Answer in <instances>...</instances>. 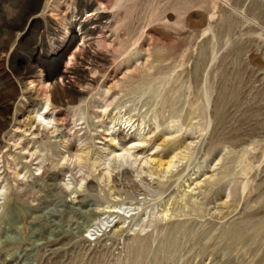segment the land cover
I'll use <instances>...</instances> for the list:
<instances>
[{
  "label": "rangeland",
  "instance_id": "rangeland-1",
  "mask_svg": "<svg viewBox=\"0 0 264 264\" xmlns=\"http://www.w3.org/2000/svg\"><path fill=\"white\" fill-rule=\"evenodd\" d=\"M186 47L184 73L168 82L166 59ZM202 69L215 89L207 113L187 103ZM42 113L51 124L37 122ZM119 114L132 123L114 135ZM253 145L252 169L234 174ZM121 147L127 160L106 157ZM79 153L86 166L108 158L110 181L102 167L80 171ZM174 154L184 159L164 175ZM263 193L264 0H0V264L116 256L123 238L187 219L194 237L175 264H264V228L238 221L246 197ZM120 223L134 233L112 238Z\"/></svg>",
  "mask_w": 264,
  "mask_h": 264
},
{
  "label": "bare ground",
  "instance_id": "bare-ground-1",
  "mask_svg": "<svg viewBox=\"0 0 264 264\" xmlns=\"http://www.w3.org/2000/svg\"><path fill=\"white\" fill-rule=\"evenodd\" d=\"M210 45L213 47L216 45L214 32H212V34H211V39L209 41L208 46H210ZM188 47H186L185 49H182L180 51H176L175 53L171 54V56H169L166 59V60H171L170 70L168 71L169 76L166 77L168 82H177L179 77L184 73L182 71L178 72L177 69L182 67L185 64V62L187 61L188 53L191 52V51H189L190 48H188ZM211 80H212V74L209 73L207 69H202V76L200 77V79L198 81L195 80V83H196L195 84V92L192 94V96H190V98L187 101L188 106L190 108L193 107V105L202 104V106L206 110V113L209 112V102H210L211 94L215 90L213 85H212ZM189 87H190L189 83H186L184 88H185V90H188ZM44 98H45L44 107H41V109L46 111L48 106H49L48 105L49 100H48L47 96H45ZM218 100H219V98H218ZM172 105H173V103H172ZM168 108H169V106H168ZM159 113H160V111H159ZM197 116L198 117L200 116L199 111L197 112ZM36 118H37V116H36ZM36 118H35V121H36ZM132 118H133V116L130 114H128L126 116H125V114L124 115L119 114V115L115 116L111 120V123L113 124V128L111 130L114 132V135L120 129L121 126L130 125L132 123ZM209 118H210V116H206V121L209 120ZM52 121H53V119L51 116L47 117L43 113L39 114L38 120H37V122H39L41 125H45V126L51 124ZM142 124L139 125L140 129H142L141 128ZM137 126H138V124H137ZM200 127L201 126H198V128H200ZM211 127L212 126H210V124L208 122L207 129L209 130ZM140 129H139V132L141 131ZM110 141L112 144L114 143V145L115 144L118 145V141H117L116 136L111 137ZM210 141H211V139H210ZM138 143H140V142H138ZM133 147H134V145H133ZM256 147H257L256 145H253V146H250V150H247L244 148L241 150L239 159L237 160V162H236L237 164L235 166V167H238V170L236 172L234 171L233 172L234 174L247 175L249 173V171L252 169V163L253 162H251V161L253 158H255V157L251 156V152L256 150L255 149ZM130 148H132V147H130ZM120 150L122 151L121 154L115 155L112 152L111 155L107 154L106 157H109V156L114 157L115 160H118L119 162H120V160H127V158L130 157V155H129L130 149H127L125 147L124 148L121 147ZM81 155L82 154H80V153L77 156L75 155V158L73 161L80 171H82L83 169L86 168V171H87L86 173H87V175H89L90 173L97 170L99 167H102L101 171H100V179L105 183H108L110 181L111 173H112V171H114V169H116V166L114 168L111 167L110 161L108 158H105V159L95 158L90 163H88V165L86 166L84 164L85 158H83ZM131 157H132V155H131ZM180 159H184L183 155L174 154L171 159H168L167 162L165 161L166 167L164 166L165 167V173L163 172V174L167 175L168 172H170L169 170H171V168L175 167L176 164H178L180 162ZM63 160H66V158H63ZM147 163H148V161H147ZM116 164H117V162H116ZM162 165H164V164L160 163L159 167H162ZM40 168L41 167H38L36 169V171H39ZM159 169H161V168H159ZM141 172H144V171H142V169H141ZM159 172H158V174H160ZM147 173H149L148 176H152V173L150 171ZM124 175H125L124 178L127 179L126 174H124ZM16 176H18L17 173H16ZM82 180H84V179H82ZM253 183H255L254 180L252 178H249L248 180H246V182L243 186L244 191H246V193H249V195H250V192H252L253 190H257V188H258V186L254 185ZM149 191L154 192V193L159 192V190H157L156 187L151 188V190H149ZM186 193L187 192H184L181 195V199L185 198ZM128 195H129L128 198L130 200H132L133 195L132 194H128ZM230 195H231V193H230L229 188H228V191H227L225 197L226 198L230 197ZM158 196H159V194H158ZM179 198H180V196H179ZM246 198L247 199L242 204L241 210H239L240 218L238 219V221L239 222H245L247 224V226L245 227V230L254 229L255 227H257L259 230L263 229L264 228V217H260V215H262L261 212L263 213V211L262 210L261 211H250V204L252 202L264 204V193L258 197L256 202L254 200L250 199V197H246ZM183 201H184V199H183ZM190 204L193 205L192 211L198 210V209L194 208L193 196L190 197ZM188 205H189V203H188ZM136 206H137V204H136ZM184 206H187V203H185ZM119 207H120V205L114 206L112 209H117V208L119 209ZM125 212H127V211H125ZM168 212L169 211L167 209H163L162 218L167 219L168 218L167 217ZM71 213H69V214L71 215ZM128 213L129 212H127L126 214H128ZM177 213H179V210ZM69 218H70V216H69ZM71 218H72V216H71ZM70 220H72V219H70ZM235 226H238V225L234 224L232 226V231L236 229ZM152 231H153L152 233H150L149 235H146L145 237H140L139 235L133 234L135 236H132L130 238H123V242L126 241L127 243L125 242V245L122 247L123 250L119 251L116 256L111 253V250L109 248L104 249L102 251H97V252L92 251V252H90L89 255H87L88 250H86L85 252H83V254L82 253L79 254L78 252H76L73 256L66 257L65 259H64L65 255H63L62 260L59 262V264H80L83 261L84 257L89 258V256H93V259L88 264H139V263H143V264H175L176 260H178V258L182 256V252L187 250V246L189 243L188 241L194 237L193 226L188 224V219L176 221L175 226H173V227L165 228V227L161 226V227H156ZM128 232L134 233V229L132 228V225L126 229H123L122 223H120L117 226H114V228L110 232V234L112 235V238H114V237H121V236H123L124 233H128ZM205 234H206V232L204 233V235ZM198 239L200 240L202 238L198 237ZM69 242H71V241H69ZM69 242H67V243H69ZM121 253L124 255L122 256ZM87 261H88V259H87ZM85 264H86V262H85Z\"/></svg>",
  "mask_w": 264,
  "mask_h": 264
}]
</instances>
